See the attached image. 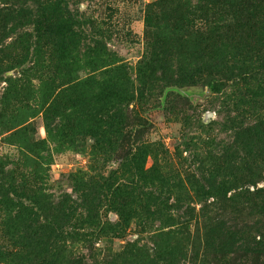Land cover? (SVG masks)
Wrapping results in <instances>:
<instances>
[{"label": "rangeland", "instance_id": "1", "mask_svg": "<svg viewBox=\"0 0 264 264\" xmlns=\"http://www.w3.org/2000/svg\"><path fill=\"white\" fill-rule=\"evenodd\" d=\"M206 2L60 0L81 35L69 79L61 78L67 70H58L50 61L33 25L11 30L0 44V238L2 223L17 228L23 224L19 227L18 219L6 217L17 214L16 208L4 209L6 199L14 198L8 188L20 184L21 175L32 186L30 171L36 167L32 195L37 198L22 197L20 203L33 212L38 207L32 201L45 207L37 216V251L51 238L50 227L65 226L59 210L70 205L71 198L77 224L85 225L78 233L89 237L83 242L78 236L71 244L67 240V247L72 254L89 256V264H113L111 259L127 244L151 250L160 229H181L184 221L187 250L184 257L174 254L169 264L196 259L191 250L195 241L200 245L197 264L201 259L208 264H264V84L260 93L255 81L260 78L248 74V48L253 49V43L220 40L233 30L222 26L212 37L218 50L212 74L182 79L181 88H169L166 84L176 79L164 73L138 79L154 36L169 31L173 11L179 9L182 20L192 9L188 19L193 30L210 31L199 21L200 10L194 9ZM66 82L73 85L72 98L79 97L80 106L58 103L46 119L44 109ZM208 82L219 91L211 90L204 101L192 103L182 95L203 93ZM108 84L119 90L107 100ZM113 185L128 196L137 195L138 206L162 212L167 221L158 216L145 220L135 204L134 217L121 234L90 237L97 226L91 220L86 225L87 216L94 221L96 217L100 226L118 220L105 202ZM150 193L161 196L153 199ZM74 226L76 232L79 226ZM140 260L162 264L150 252Z\"/></svg>", "mask_w": 264, "mask_h": 264}, {"label": "trees", "instance_id": "2", "mask_svg": "<svg viewBox=\"0 0 264 264\" xmlns=\"http://www.w3.org/2000/svg\"><path fill=\"white\" fill-rule=\"evenodd\" d=\"M29 5L35 6V9L30 11ZM61 6L60 0H0V44L5 41L11 30L33 25L39 40L42 41L43 48L50 52V61L54 64L56 63L55 67H58V70L61 68L67 70L61 78L69 79L68 77L71 73L69 67L77 65V61H74L75 56L78 54V47L81 45V35L79 32L74 31L77 22L72 18L67 6ZM194 9L200 10L202 18L199 21L204 22L205 25L207 24L210 31L202 33V30H193L194 24L188 19L194 15L192 9L186 12L188 18H183L182 20V13L179 9L177 12L173 11L169 16L170 23L172 21V25H169V31L164 35L154 36V42L149 49L148 58L139 66L138 79H145L148 75H161L164 73L168 75L167 79H176L174 82L166 84L169 88H181L185 86V83H181L182 79H196L199 76L212 74L214 72L212 60L217 58L218 53V50L215 49L216 47L213 46L212 37L224 26L225 29L233 28L235 31L233 32L232 30L230 34L228 33L229 35H226L225 32L220 37V40L227 37L226 39L229 42L236 40L247 45L246 41L250 40L253 43V49L248 48L250 63L246 66L249 75L260 78L255 81L257 89L262 93V85L264 84V79H261L264 77V47H262V40H264V0H207L204 5H198ZM185 20L187 22H184ZM8 25L10 26L9 30ZM139 86L142 89L145 86L142 80ZM73 88L71 82L60 85L59 91L53 96L43 111L46 119L58 103L69 106V108L80 106L81 99L77 96L72 98ZM207 88H210L214 93L219 91L213 82H208ZM118 90L115 85L108 84L105 86L104 95L108 100V97L117 96ZM244 94L246 96V92ZM37 172L36 167L30 171L34 183L37 179ZM76 177L74 175V179ZM20 178L23 180L20 184L18 183L16 187L10 186L8 188L14 198L6 199L4 209L8 211L6 208H16L17 214L15 216L6 215V217L10 221L18 219L19 227L20 222H23V224L21 223V227L17 228L8 223H2L5 226L4 231L2 230L1 232V238H5V245L2 246L0 243V261L5 264H89L87 262L89 256L72 254L67 247V242L69 241L68 243L70 244L76 242L74 239L78 238V236L83 239V242L89 237V235L78 233L85 225L77 224L79 222L76 215L77 206L71 198L68 199L70 205L67 204L65 207L62 205V209L59 210V215L66 221L65 226L50 227L51 238L49 237L43 243V247L37 251V247L39 248V235L37 236V232L40 231V227L36 226L38 223L37 216H41L38 212H44L45 207H39L32 201L31 203L38 207V212H33L32 209L20 203L22 197H36L32 195L35 184H32L33 187L27 185L25 175H21ZM207 182L211 189L216 188L215 184ZM114 185L113 193L110 194V197L107 194V201L105 202L110 206L111 212L115 214L118 220L106 226H100V222L96 217L94 221L93 218L87 216L83 220L84 223L88 225L89 220H91L97 226V230L92 232L90 237L94 236L95 233L99 235L112 233L118 236L128 227L130 220L134 217L135 210L133 208L139 197L137 195L128 196L126 193L116 190L118 187ZM154 195L157 197L161 196L158 193L149 194L153 199L156 198ZM81 200L82 202L88 200L91 204V201L85 196H81ZM137 208L145 220L158 216L161 222L167 221V216H162V212H151L148 208L142 209L138 205ZM23 215L27 217V222L26 220L24 221ZM169 220L172 221L173 219ZM74 223L79 226L76 232L74 231ZM187 224L188 221L182 222L180 226L182 228L174 229L176 231H165V227L160 229L155 234L153 249L151 250L127 244L120 255L112 258L111 261L113 264H150L140 260L141 256L144 257V254L149 252L153 257L159 256L162 264H169L174 254L184 257V252H186L189 244L188 234L186 235ZM232 236L236 239L238 231H234ZM1 238L0 240H2ZM207 247L208 245L205 241L203 249L205 250ZM229 247L232 248V244H229ZM191 250L196 252L194 256L196 259L190 261L189 264H197V255L200 251L199 243L196 241L192 242ZM211 250L212 248L209 247L206 251L211 254ZM218 251L220 253L223 252L220 247ZM199 263L208 264L203 259Z\"/></svg>", "mask_w": 264, "mask_h": 264}, {"label": "water", "instance_id": "3", "mask_svg": "<svg viewBox=\"0 0 264 264\" xmlns=\"http://www.w3.org/2000/svg\"><path fill=\"white\" fill-rule=\"evenodd\" d=\"M182 95L188 99L192 103H196L197 101H204L206 98L212 95V91L210 88H205L203 93H185L183 92Z\"/></svg>", "mask_w": 264, "mask_h": 264}]
</instances>
